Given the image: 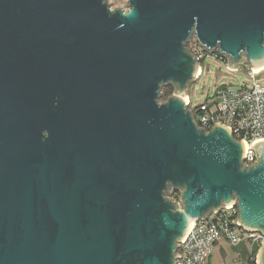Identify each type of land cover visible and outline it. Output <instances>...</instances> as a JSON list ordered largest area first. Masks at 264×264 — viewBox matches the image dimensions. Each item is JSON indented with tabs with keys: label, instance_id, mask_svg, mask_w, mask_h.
<instances>
[{
	"label": "water",
	"instance_id": "obj_1",
	"mask_svg": "<svg viewBox=\"0 0 264 264\" xmlns=\"http://www.w3.org/2000/svg\"><path fill=\"white\" fill-rule=\"evenodd\" d=\"M127 6L0 0V264H175L189 223L234 202L264 235V143L244 167L186 105L192 39L264 67V0Z\"/></svg>",
	"mask_w": 264,
	"mask_h": 264
},
{
	"label": "built area",
	"instance_id": "obj_2",
	"mask_svg": "<svg viewBox=\"0 0 264 264\" xmlns=\"http://www.w3.org/2000/svg\"><path fill=\"white\" fill-rule=\"evenodd\" d=\"M198 62V78L202 74L201 61L204 51L195 44L190 51ZM218 56V54L216 55ZM224 59V58H223ZM232 71L238 68L229 67ZM264 71L257 72L250 67L248 73L252 83L241 87H221L216 90L213 106H206L194 113L197 127L206 132L216 125L224 127L236 141L244 143V167L257 162L255 147L264 143V85L256 81ZM180 206L179 198H174ZM239 211L236 202L224 205L207 217L192 223L188 232L177 243L175 264H212V253L217 244L226 241L231 247L245 246V254L240 255L238 264L259 263L253 251L263 246L264 235L256 230L244 228L238 221ZM239 257V258H240Z\"/></svg>",
	"mask_w": 264,
	"mask_h": 264
},
{
	"label": "rangeland",
	"instance_id": "obj_3",
	"mask_svg": "<svg viewBox=\"0 0 264 264\" xmlns=\"http://www.w3.org/2000/svg\"><path fill=\"white\" fill-rule=\"evenodd\" d=\"M129 0H107L108 5L111 7L112 11L118 8H122L123 10L128 11L129 6H127V2ZM188 45L195 46V40L192 39L188 43ZM224 58V59H223ZM228 58L225 56H221L218 54L210 55L208 53H204V58L201 63L202 74L201 76L195 80V82L191 83L186 96L189 100L186 102L188 108L196 107L199 105L206 104L208 106H213L216 90L221 87H241L243 85L251 84L252 78L250 77L248 71L250 69V65L246 64L247 62H243L242 65L239 66L238 71H232L227 66ZM258 83L264 85V71L261 75H259L256 79ZM171 87V86H168ZM164 87L165 89L168 88ZM163 88V89H164ZM171 88H174L172 86ZM175 90V88H174ZM174 94V91L170 95ZM169 100L168 98L160 99V103L163 104ZM181 194L179 190H172L170 194H166L167 198H173L176 194ZM174 199V198H173ZM237 204V203H236ZM245 246L241 245L237 248H228L225 252V257L222 258L221 254L216 250L212 253L211 263H222V264H231V262H236V254L242 255L245 253ZM259 264V263H257Z\"/></svg>",
	"mask_w": 264,
	"mask_h": 264
},
{
	"label": "trees",
	"instance_id": "obj_4",
	"mask_svg": "<svg viewBox=\"0 0 264 264\" xmlns=\"http://www.w3.org/2000/svg\"><path fill=\"white\" fill-rule=\"evenodd\" d=\"M194 48H195V46H192L191 47V45H188V50L189 51H192V50H194ZM201 63H202V61H201ZM174 91V88H171V87H168V88H164L163 90H162V94H161V97L163 98H168V97H170V95L172 94V92ZM207 105L206 104H203V105H199V106H196V107H190V109H192L193 111H194V113H198V112H201L202 111V109L204 108V107H206ZM179 194L177 193L173 198H179ZM258 250H259V248L258 247H255V249H254V251H253V253L254 254H257V252H258ZM244 255H246L245 253H244ZM251 264H256L255 263V261L254 262H252Z\"/></svg>",
	"mask_w": 264,
	"mask_h": 264
},
{
	"label": "crops",
	"instance_id": "obj_5",
	"mask_svg": "<svg viewBox=\"0 0 264 264\" xmlns=\"http://www.w3.org/2000/svg\"><path fill=\"white\" fill-rule=\"evenodd\" d=\"M228 248H231V246L226 242V241H221L219 244L216 245L215 249L213 252H215L216 250L218 251L219 254H221L222 258L225 257V252L227 251ZM240 255H237L236 254V258H235V261L233 260V262H231V264H238L239 263V260L241 259ZM212 258V256H211ZM210 262H211V259H210ZM216 264H222V263H216Z\"/></svg>",
	"mask_w": 264,
	"mask_h": 264
},
{
	"label": "bare ground",
	"instance_id": "obj_6",
	"mask_svg": "<svg viewBox=\"0 0 264 264\" xmlns=\"http://www.w3.org/2000/svg\"><path fill=\"white\" fill-rule=\"evenodd\" d=\"M264 69V67H262V68H260V69H257L256 71L257 72H259V71H261V70H263ZM199 72V71H198ZM189 100V98L186 96V102ZM232 204V203H231ZM207 217V216H206ZM191 226H192V222L191 223H189V227H188V229H190L191 228ZM188 229L186 230V233L188 232Z\"/></svg>",
	"mask_w": 264,
	"mask_h": 264
},
{
	"label": "flooded vegetation",
	"instance_id": "obj_7",
	"mask_svg": "<svg viewBox=\"0 0 264 264\" xmlns=\"http://www.w3.org/2000/svg\"><path fill=\"white\" fill-rule=\"evenodd\" d=\"M195 44H197V43L195 42Z\"/></svg>",
	"mask_w": 264,
	"mask_h": 264
}]
</instances>
